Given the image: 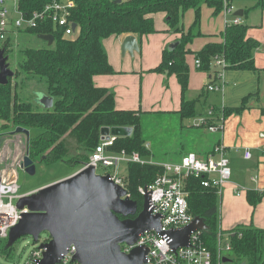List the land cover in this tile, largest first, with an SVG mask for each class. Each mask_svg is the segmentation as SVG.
<instances>
[{"label": "trees", "instance_id": "trees-1", "mask_svg": "<svg viewBox=\"0 0 264 264\" xmlns=\"http://www.w3.org/2000/svg\"><path fill=\"white\" fill-rule=\"evenodd\" d=\"M54 0H19L18 8L26 16L42 11ZM75 3L71 9L70 21L78 26L74 37L64 38L61 31L47 21L35 29L20 33L53 35L55 41L47 48H24L21 60L13 78L5 86L0 85V120L3 129L35 130L37 135L30 139L28 146L30 157L36 163L42 159L52 164L67 163L78 166L89 161V155L100 142L103 127H128L133 129L130 137L118 138L113 146L116 152L139 153L146 158L151 152L146 148L142 129L144 113L122 111L115 107V95L106 88L96 87L94 77L114 73L109 64L103 41L112 36L136 35L139 38L156 33L154 14L164 13L168 24L176 29L181 18L194 10L196 25L201 19L204 4L214 9L218 15L224 9V0H127L116 4L113 0H70ZM227 1V0H226ZM234 0H228L227 7ZM256 8L264 12V0H253ZM231 4V5H230ZM244 11V16L246 15ZM250 26L241 22L230 24L224 33L223 43H209L202 50L191 53L186 46L201 32L182 35L180 46L174 51L165 50L161 65L154 72L175 75L182 90V108L178 115L181 119L196 117L197 101H188L185 97L190 80V68L186 57L195 54L201 63L200 71L214 75L212 62L215 57L224 58L226 71L257 72L254 53L261 48L257 39L249 36ZM175 32H179L177 29ZM10 58L12 40L0 43V51ZM216 78V77H215ZM44 93L54 98L50 110H38L30 99L35 93ZM243 106L236 109L225 108L226 119L233 114L240 115L246 110ZM2 137V136H1ZM1 139V138H0ZM74 142V145L70 143ZM159 166L129 164L128 190L131 199L142 202L138 188L148 186L155 180ZM203 177H190L187 181L188 205L194 217L205 220L210 227L203 234L204 241L216 255L218 233V193L215 189L202 186ZM262 195L248 192V200L254 207ZM230 237L232 258L237 264H264V229L241 225L231 231H223ZM6 244L1 248L3 256L11 254Z\"/></svg>", "mask_w": 264, "mask_h": 264}, {"label": "built area", "instance_id": "built-area-1", "mask_svg": "<svg viewBox=\"0 0 264 264\" xmlns=\"http://www.w3.org/2000/svg\"><path fill=\"white\" fill-rule=\"evenodd\" d=\"M19 0H0V43L6 42L12 35L21 31L35 29L39 25L51 22L55 30L61 31L64 38L70 39L75 36L76 30L70 21L71 9L75 3L70 0H54L45 6L42 11L34 12L26 16L18 8ZM226 15L235 14L233 6H224ZM241 23L239 17H234L230 24L238 25ZM198 68L201 67L199 60L195 62ZM227 62L224 58L215 57L212 67L215 70L214 78L218 83H210L206 87L209 93L223 92L225 89V74ZM226 117L224 109L216 110L209 107V110L201 118L193 120V126L203 127L210 133H217L223 136L225 132ZM12 129V131H14ZM0 149V164L4 167L0 169V239L7 240L10 230L15 227L22 219L23 215L28 213L27 209L19 210L17 202L24 194H20L19 171L24 170L23 160L29 155V141L24 134L9 135ZM119 137L101 136L96 149L89 155V161L83 165L77 172L86 168L93 167L96 170L103 167H114V174L109 175L110 180L128 191V197L131 194L128 190V177L120 175L119 166L121 163L155 165L160 170L154 182L147 186L148 193L151 196V210L153 216L161 217V232L150 231L141 235L139 241L134 246L126 244L121 245L124 254H130L136 247L148 250L145 264H227L225 258L232 259L230 256H224V252L231 254L232 245L230 237L219 230L216 239V255L206 245L201 231L191 234L189 244L173 251L172 244L174 239L170 235L172 231L181 230L192 223L194 216L191 214L188 205V192L186 191L187 181L190 177H203L202 186L212 188L221 193L224 187L232 178L231 162L224 144L218 142L211 153L202 158L195 153H187L177 162L156 163L142 157L139 153L128 154L125 151L116 152L113 146ZM27 147L20 150V144ZM148 148V145L146 146ZM244 158H252L251 150H244ZM76 172V173H77ZM142 197L145 195V186L138 189ZM239 193V189L237 190ZM41 238V237H40ZM51 240H39V244L32 252L30 258L25 264H40L43 259L44 250L41 245ZM77 254L75 246L67 249V254L63 256L58 264H80L74 261ZM233 262V259H232Z\"/></svg>", "mask_w": 264, "mask_h": 264}, {"label": "water", "instance_id": "water-1", "mask_svg": "<svg viewBox=\"0 0 264 264\" xmlns=\"http://www.w3.org/2000/svg\"><path fill=\"white\" fill-rule=\"evenodd\" d=\"M113 2L121 4L123 0ZM235 16L243 17V11H236ZM76 29L74 24L73 30ZM38 39L47 42L48 46L55 41L53 35H38ZM178 45L179 42L172 44L169 51H174ZM139 51L137 37L126 36L122 54L133 56ZM14 74L5 50H1L0 85H7ZM35 96L39 97L38 101L45 110L52 109L54 98L41 92L35 93ZM9 134H24L30 142V132L25 128L18 127ZM132 134L133 129L128 127H103L100 131L101 136L119 138ZM37 164L29 155L23 160L24 170L31 176L36 174ZM127 195L128 191L111 181L109 175H98L93 167L33 191L17 202V208L27 209L28 213L10 230L6 249L12 248L24 237H31L37 244L41 235L47 233L51 240L40 247L44 250L40 264H58L71 246L76 247L74 261L80 264H145L148 250L136 247L130 254H124L121 245L134 246L146 232H161V217L152 215L147 186L141 208ZM197 231L203 234L210 231L200 217H194L187 227L172 231L173 251L186 247L191 234ZM224 262H232V259L225 258Z\"/></svg>", "mask_w": 264, "mask_h": 264}, {"label": "crops", "instance_id": "crops-1", "mask_svg": "<svg viewBox=\"0 0 264 264\" xmlns=\"http://www.w3.org/2000/svg\"><path fill=\"white\" fill-rule=\"evenodd\" d=\"M204 6L207 5L204 4ZM209 9H211V12L213 14L214 9ZM188 13L193 14L195 18L194 10H190L186 14ZM229 16L230 15H226V13L224 12L223 20L221 19V23H218L215 18H218L219 16L214 15V21H212L213 26L212 28L209 27V30L215 31L214 25L220 24L221 28L222 24L224 32H222L220 38L216 35H213L214 37L212 38H206L199 46L198 50H195L193 48V39L186 46V49H189L191 53H196L202 50L209 43H223L225 29L227 28L226 24L227 22L232 21L229 20ZM233 17H235V14H233ZM152 18L155 23L156 33L143 36L141 38L135 35L138 39L140 51L135 52L133 56L128 53H126L125 55L122 54V44L125 37L128 35L112 36L103 41L104 48L108 55L109 64L113 68L114 73L110 75L95 76L94 84L96 87L106 88L114 93L115 107L117 110L137 111L144 113V116L171 115L177 117L179 116L178 113L182 108V90L177 77L175 75L169 74L168 72L158 73L154 72L153 70L161 65L163 53L165 50L169 51V47L172 44L179 42V45L176 47L177 49L181 44L180 39L182 38V35H187L188 33H192L191 35H193L196 34V32L191 26H186V24L184 23V16L181 18L179 25L176 27V29L179 31L178 33L175 32L176 29H172L167 23L168 20L166 19V14H154ZM157 19L164 24V27H161L157 23ZM240 20L242 22L241 18ZM199 32L202 33L201 29L199 30ZM262 48L263 46H261L260 49ZM260 49H258L254 53L255 60L258 57V52L260 51ZM186 60L190 68L189 88L185 95L188 101H197L198 104L202 101L210 99L211 96H214L213 94H216L220 98V103L219 105H217L214 102H210V107L212 106L216 110L225 108L236 109L243 106V101L248 97V95H260V83L262 82V91H264V76L263 79H261V69L257 67L259 69L257 72L234 70L226 71V84L224 91L209 93L208 91H206L207 85L210 83H218L215 78H213V81L210 78L212 77V72L210 76L209 73L200 71V69L195 64V54H188ZM213 72H215L214 69ZM235 73L240 74V76H243L247 73L254 74V76L257 74V86H254L253 90H250L253 85L248 88L247 86L244 88H239V81L236 77L234 78L233 76L230 81L228 80V78H230L232 74ZM239 89L241 91H239ZM262 98L264 99V97ZM257 99L259 100L260 97H251L250 102H246L247 104H245L246 108L248 110L253 109ZM242 114L243 112L240 115ZM233 115L228 117L226 121L228 122L232 117H238V115ZM184 120H186V122L189 124L193 123L194 118H185ZM262 120V129L260 131H263L262 137L264 139V119ZM191 127H193V124L191 125ZM210 134L221 135L217 133ZM225 134L226 133L224 132V137L221 135L223 139L219 138L213 141L212 145L210 144L208 150L198 149V152L184 151L181 154L179 160L183 155L190 152L195 153L202 158H205L211 153L214 146L221 141L227 149V154L228 157H230L229 159L231 161L232 168V178L230 182L224 187L221 193H218V199L220 197L219 212L221 213V231H231L241 225L264 229V176H261V172L262 174L264 173V141L253 140L252 138L247 139L248 145H245V147L252 151V158L247 160L244 158V153L240 152L235 144L231 145L225 142ZM147 149L151 152L150 145H148ZM151 155L147 156L146 159H148ZM238 155L241 156L243 160L249 163L253 161L255 162L249 169H238L237 167H235V160L237 159ZM83 165L85 164L78 165L79 169ZM79 169H77L75 173ZM238 189L239 193L237 192ZM248 192H253L256 195H262L261 200L256 207L250 204L248 200ZM27 194H30V192L24 195Z\"/></svg>", "mask_w": 264, "mask_h": 264}, {"label": "rangeland", "instance_id": "rangeland-1", "mask_svg": "<svg viewBox=\"0 0 264 264\" xmlns=\"http://www.w3.org/2000/svg\"><path fill=\"white\" fill-rule=\"evenodd\" d=\"M228 3V0H224V6L225 3ZM226 3V4H227ZM228 5V4H227ZM231 5V4H230ZM233 8L236 11H246V15L244 17H241L243 24H248L250 26V36H253L254 38L261 41V46H263L262 49L258 52V57L256 59V65L261 69V79H263L264 76V12L260 8L257 7V3L253 0H234ZM204 6V5H203ZM201 8V19L200 21L194 25V15L191 13H188L184 16V23L186 26H191L193 30L198 33L201 29L202 33L200 36L194 38L193 42V48L195 50H198L199 46L203 43V41L206 38H212L213 35L219 36V38L222 35L223 28L221 24L214 25L215 31L209 30V27L212 28V21H214V14H212L211 9H209V6H204ZM224 10L218 15V18L216 17L215 20L218 23H221V19L223 20ZM237 17V16H236ZM240 18V17H239ZM233 14H230L229 20H233ZM158 20V19H157ZM157 23L164 27V24L160 22L159 20ZM211 23V24H210ZM228 27V26H227ZM161 29V28H160ZM220 31V32H219ZM219 32V33H218ZM189 35H185L186 37ZM191 35V34H190ZM197 35V34H196ZM192 36V35H191ZM12 40V52L10 53L9 58V64L12 71L17 70V64L21 60L20 52L24 48H35V49H41V48H47L48 46L47 42L40 40L31 34H27L25 32L18 33L16 35L11 36ZM263 74V75H262ZM236 77L239 81V88H244L247 86L250 87V90L254 89V86H257V74L254 76V74L247 73L243 76H240V74H232L228 80L232 79V77ZM227 81V79H226ZM263 83V82H262ZM262 83L261 84V92L260 95H248L247 103L250 102L251 97H260V99L256 101L254 104V108L246 110L243 112L242 115H238V117H233L229 119V121L225 123L226 125V131H225V142L231 145L237 146L238 150L242 153H244V150L248 149L245 147V145H248L247 139L252 138L253 140H262L264 141L262 135L263 131H260L261 128V122L264 119V91H262ZM239 91H241L239 89ZM214 96H211L210 99L206 101H202L201 103H198L196 106V117L195 119L201 118L203 115L207 113L209 110V103L214 102L217 105L220 103V98L213 94ZM25 99H30L38 108V110H45L44 107L39 103L38 99L39 97H24ZM246 103V104H247ZM260 107V109H259ZM263 108V109H261ZM237 114H234L235 116ZM3 121L0 120V149L2 148L3 144L10 140L9 133L12 131L11 129L4 130L3 129ZM192 123H187L186 120L181 119L180 116H171V115H157V116H151L147 115L144 116L142 119V129H143V135L145 139V145H150L151 150V156L148 158L151 161L154 162H177L179 161V158L181 154L185 152H198V149L202 150H208L210 147V144L212 145V142L216 139H223L221 135H212L210 134L205 128L203 127H197L193 126L191 127ZM30 132V139H33L36 137L37 132L35 130H28ZM260 131V132H259ZM224 137V136H223ZM236 142V143H235ZM70 143L74 145V142L70 140ZM27 147L22 143L20 144V150L23 151ZM250 150V149H248ZM230 158V157H229ZM231 162V161H230ZM253 162H247L241 158V156H237V159L235 160V167L238 169H246L250 168ZM4 166L0 164V169H2ZM79 169V166L67 164V163H57L52 164L47 161L39 162L36 165V174L34 176L29 175L26 173L25 170L19 171V186H20V194H26L31 193L32 191H36L38 189H41L47 185H50L58 180H62L66 177H69L75 171ZM127 170L128 166L126 163H121L119 166V173L120 175L127 176ZM114 174L115 169L114 167H103L100 166V168L97 170L98 175H105V174ZM157 174H155L156 178ZM261 176H264V173ZM142 187V186H140ZM139 187V188H140ZM138 188V189H139ZM141 201H143V197H140ZM218 204H220V197L218 199ZM220 207V205H219ZM221 213L219 212L218 215V231L221 230ZM45 239H49V235L47 233H44L41 235L40 241H43ZM7 244V240L0 239V250L1 248ZM39 244V243H37ZM37 244L33 242V239L31 237H24L21 240L17 241L16 244L12 247L11 254L8 256H3L0 253V264H25V262L30 258L32 252L37 247ZM224 256H230L232 258L231 254H228L224 252ZM233 259V258H232ZM227 264H237L236 261L233 260V262H228Z\"/></svg>", "mask_w": 264, "mask_h": 264}, {"label": "flooded vegetation", "instance_id": "flooded-vegetation-1", "mask_svg": "<svg viewBox=\"0 0 264 264\" xmlns=\"http://www.w3.org/2000/svg\"><path fill=\"white\" fill-rule=\"evenodd\" d=\"M10 135V134H9Z\"/></svg>", "mask_w": 264, "mask_h": 264}]
</instances>
